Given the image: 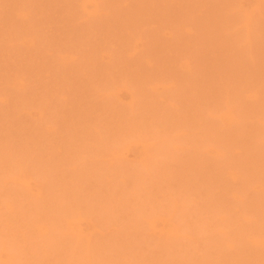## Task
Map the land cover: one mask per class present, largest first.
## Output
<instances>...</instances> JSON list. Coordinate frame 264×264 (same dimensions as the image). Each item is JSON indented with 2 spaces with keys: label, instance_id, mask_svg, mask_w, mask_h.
<instances>
[{
  "label": "rangeland",
  "instance_id": "374dc122",
  "mask_svg": "<svg viewBox=\"0 0 264 264\" xmlns=\"http://www.w3.org/2000/svg\"><path fill=\"white\" fill-rule=\"evenodd\" d=\"M0 264H264V0H0Z\"/></svg>",
  "mask_w": 264,
  "mask_h": 264
},
{
  "label": "bare ground",
  "instance_id": "6f19581e",
  "mask_svg": "<svg viewBox=\"0 0 264 264\" xmlns=\"http://www.w3.org/2000/svg\"><path fill=\"white\" fill-rule=\"evenodd\" d=\"M169 229H170L169 232H170V231L173 232V227H172V225H171V227H170Z\"/></svg>",
  "mask_w": 264,
  "mask_h": 264
}]
</instances>
